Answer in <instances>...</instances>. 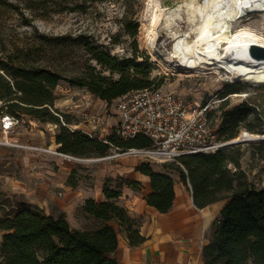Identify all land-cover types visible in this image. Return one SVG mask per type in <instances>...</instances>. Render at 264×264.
<instances>
[{"label": "trees", "instance_id": "obj_1", "mask_svg": "<svg viewBox=\"0 0 264 264\" xmlns=\"http://www.w3.org/2000/svg\"><path fill=\"white\" fill-rule=\"evenodd\" d=\"M110 1L117 0H59V3H71L70 10L84 12L88 3ZM20 4L19 1L0 0V8L6 11L19 10ZM23 19L25 24H30L31 20ZM138 28L134 21L125 24V32L132 38L134 49L129 58L113 56L109 50L82 41L81 37L40 36L39 45L31 46L2 43L0 118L8 115L20 121L21 115H26L41 123L55 124L58 126L54 136L57 151L77 158H103L112 149L121 153L130 148L150 147L151 141L147 137L137 135L125 140L115 129L102 139L81 130H71L68 126L75 125L71 116L54 107L57 99L54 91L61 81L85 89L105 103L129 92L156 89L154 86L161 79L151 77L154 67L150 57L140 52L142 61L137 63ZM50 44L82 47L95 65L88 64L81 76L65 77L37 60L41 49ZM220 118L217 132L223 141L235 138L241 126L249 133L264 134V119L252 102L244 101L227 109L224 101ZM241 156L239 144H232L213 154L198 153L178 158L180 165L176 164V171L181 182L190 187L197 208L226 201L209 240L202 246L203 264H264V188H256L248 182L240 166ZM135 171L150 180L151 193L145 197L146 204L159 213H167L175 197L172 176L166 171L153 170L147 162L139 163ZM72 174L74 169L69 181ZM107 181L103 186L105 201L89 198L82 205L86 215L102 223L93 231L74 229L65 214H45L28 204H19L1 215L0 264H120L114 257L118 238L111 222L126 233L130 246L145 241L139 232V221L117 203L121 195L118 187L138 183L121 178L112 188ZM71 186L74 187L73 183Z\"/></svg>", "mask_w": 264, "mask_h": 264}, {"label": "rangeland", "instance_id": "obj_2", "mask_svg": "<svg viewBox=\"0 0 264 264\" xmlns=\"http://www.w3.org/2000/svg\"><path fill=\"white\" fill-rule=\"evenodd\" d=\"M19 1V10L6 11L0 8V45H39L40 36L59 37L72 36L81 37L93 46L103 47L109 50L110 54L118 58L132 57V38L125 32V24L129 21L138 23V34L136 36L138 47L137 63L142 61L140 52H145L150 57V63L154 69L151 72L152 78L161 79L154 87L164 92L173 93L181 98L192 108L194 103L205 105L215 101L225 100V107L232 108L244 101H249L258 106V111L264 119V85L252 86L238 80L223 79L214 70H208L202 75L192 73L175 72L167 70L160 65L162 54H169L172 50V40L168 38L165 31L159 27L156 39L157 51H150L143 42L141 26L147 23L146 0H117L103 3L89 4L86 11L70 10L72 4L59 3V0H9ZM185 0H160L165 11L174 8L179 2ZM202 3L205 0H200ZM32 8H29V7ZM35 7L38 9H35ZM46 7V10H43ZM264 13L253 11L244 14L232 24V31L247 26L264 34ZM23 17L31 20L25 24ZM180 29L186 30L187 25L182 24ZM37 60L43 66L65 77L81 76L88 64L95 65L89 60L82 47L47 45L41 49ZM179 68H177L178 70ZM176 70V71H177ZM108 75V73H105ZM189 75V76H188ZM76 92V94L74 93ZM246 92L244 97L229 98L232 93ZM57 99L54 103L60 112V105L69 103L68 115L71 116L76 128H81L100 139L107 136L116 128L117 118L115 101L105 103L91 95L86 90L71 87L68 83L61 81L54 91ZM67 101V102H66ZM223 107V103L220 106ZM219 110V111H220ZM218 113V112H217ZM99 116L100 122L93 125L85 120L86 116ZM252 114L249 116L251 119ZM216 116H212L213 124ZM20 123L12 131L4 133L0 125V216L8 213L19 204L32 205L45 214L58 215L59 209L54 205L53 197H60L59 191L50 192L47 188V180L42 174L55 177L64 173L59 169L64 166L72 167L74 174L65 185L74 187L94 188L97 176L108 175L107 184L109 187L116 185L121 178L119 173H128L135 163L147 162L157 172H168L175 182L179 181L176 171V164L165 163L162 165L150 162L135 156H125L123 153L112 149L103 160L100 158H77L67 159L57 155V145L54 136L58 126L53 123H41L26 115H21ZM219 123H217L218 125ZM219 126V125H218ZM242 132H247L243 126L239 128V134L231 139L229 145L239 144L242 153L240 159L241 169L245 172L249 183L256 188H264V140L259 142H239L238 137ZM249 133V132H248ZM252 134V133H250ZM264 135V134H262ZM6 137V139H5ZM8 137V138H7ZM34 147L38 150L28 149ZM46 150H52L48 152ZM59 153V152H58ZM229 168H232L229 165ZM130 169V170H129ZM70 175V174H69ZM19 180L24 185V192H14L10 183L13 179ZM70 182V183H69ZM59 190L60 189L58 186ZM73 224H79L83 229L96 230L99 225L90 218L82 219L79 211L69 216ZM72 228H74L72 226ZM3 233L0 232V241ZM204 245V239L202 240ZM251 264V263H248Z\"/></svg>", "mask_w": 264, "mask_h": 264}, {"label": "crops", "instance_id": "obj_3", "mask_svg": "<svg viewBox=\"0 0 264 264\" xmlns=\"http://www.w3.org/2000/svg\"><path fill=\"white\" fill-rule=\"evenodd\" d=\"M68 105V102L60 105V110L64 108L66 111L63 112L68 113ZM55 107L57 108L56 105ZM138 164L135 163L128 173H119V176L124 179L138 184L135 186L122 184L118 187L121 195L117 203L123 206L132 218L139 221V232L145 241L138 246H130L126 233L119 231L116 223L111 222L110 224L117 231L118 238L114 257L120 264H203L201 242L204 239L205 244L209 240L213 225L220 218V212L226 201H219L205 208H197L189 188L181 182L180 178L178 183L173 179L175 192L173 204L167 213H159L145 202V197L151 193L150 180L147 176L135 171ZM65 167L59 170L65 171L66 174H58L56 181L55 177L42 174L48 181L47 188L50 192L59 191L61 195L51 200L59 212L65 214L67 221L74 229L87 230L69 220V216L75 211L80 212L82 219L90 218L100 227L101 221L86 215L82 211V205L89 198L96 202L105 201L103 186L108 175L103 173L104 177L97 176L94 188L84 187V185L72 187L65 185L72 167ZM10 186L14 192L25 190L24 185L16 178L12 180ZM58 186L63 189H57ZM112 188H115V185Z\"/></svg>", "mask_w": 264, "mask_h": 264}, {"label": "bare ground", "instance_id": "obj_4", "mask_svg": "<svg viewBox=\"0 0 264 264\" xmlns=\"http://www.w3.org/2000/svg\"><path fill=\"white\" fill-rule=\"evenodd\" d=\"M253 11L264 13V0H205L203 3L185 0L167 11L160 0H146L147 23L141 26V35L144 45L153 52L157 51L159 27L171 38V52L160 58V65L167 70L195 76L212 69L217 74L223 72L228 80L261 86L264 85V58L254 59L247 51L250 45L264 47V34L247 26L235 32L231 30L236 19ZM182 24L187 25L186 30L180 29ZM246 94L235 92L229 98ZM263 140L264 135L248 132H242L237 139L239 142Z\"/></svg>", "mask_w": 264, "mask_h": 264}, {"label": "built area", "instance_id": "obj_5", "mask_svg": "<svg viewBox=\"0 0 264 264\" xmlns=\"http://www.w3.org/2000/svg\"><path fill=\"white\" fill-rule=\"evenodd\" d=\"M223 76L225 74L221 72L220 77ZM223 80L228 81L227 78ZM224 101L207 102L205 105L194 103L192 108L175 94L160 89H143L120 96L115 100L116 134L125 140L142 135L151 141L150 147L130 148L122 152V155L140 157L148 162L152 160L159 165H180L178 158L181 156L215 153L230 144V141L219 139L217 132L221 122L219 108ZM213 115L216 116L215 122L218 125L212 123ZM85 120L93 125L100 122L99 116L94 115H87ZM19 123L18 119L8 115L0 118L4 133L12 131ZM68 127L93 136L81 128H76L77 125ZM28 149L38 150L34 147ZM54 153L76 160L70 155L56 151Z\"/></svg>", "mask_w": 264, "mask_h": 264}, {"label": "water", "instance_id": "obj_6", "mask_svg": "<svg viewBox=\"0 0 264 264\" xmlns=\"http://www.w3.org/2000/svg\"><path fill=\"white\" fill-rule=\"evenodd\" d=\"M248 55L254 59L264 58V47L257 46V45H250L248 47ZM103 158L97 160H103Z\"/></svg>", "mask_w": 264, "mask_h": 264}]
</instances>
